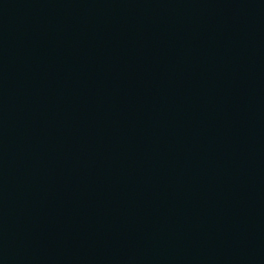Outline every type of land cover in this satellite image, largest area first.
Listing matches in <instances>:
<instances>
[{
	"label": "water",
	"instance_id": "1",
	"mask_svg": "<svg viewBox=\"0 0 264 264\" xmlns=\"http://www.w3.org/2000/svg\"><path fill=\"white\" fill-rule=\"evenodd\" d=\"M0 264H264V0H0Z\"/></svg>",
	"mask_w": 264,
	"mask_h": 264
}]
</instances>
